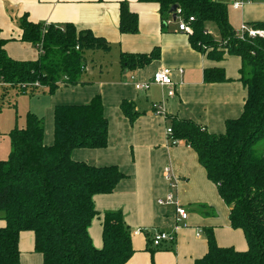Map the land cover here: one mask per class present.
Wrapping results in <instances>:
<instances>
[{
  "label": "trees",
  "instance_id": "obj_1",
  "mask_svg": "<svg viewBox=\"0 0 264 264\" xmlns=\"http://www.w3.org/2000/svg\"><path fill=\"white\" fill-rule=\"evenodd\" d=\"M158 5L161 31L172 21L189 28L190 47L213 62L226 56L241 60L239 81L246 90L241 116L225 123L222 134H210L192 121H172L171 138L193 150L207 180L228 208L230 227L243 233L247 250L220 248L206 230V255L194 264H264V37L242 38L231 27L227 4L216 0H137ZM246 1V0H245ZM213 23L218 38L206 29ZM20 41L37 49L35 61H15L0 38V90L16 95H53L61 85H83L85 52H109L105 40L71 24H33L26 16L17 21ZM250 28L264 31L263 24ZM118 31L135 35L137 15L119 3ZM77 48V49H76ZM159 58L149 54H119L123 71L143 69ZM206 83L227 81L223 69L204 71ZM15 104H13V107ZM129 122L137 117L133 105L122 102ZM54 142L43 144V118L26 115L25 128H13L8 158L0 161V264H20L19 236L31 232L41 264H126L134 251L131 231L120 212H106L102 220V247L91 243L88 228L98 216L96 195H109L125 178L116 166L95 167L74 161L76 149L102 150L108 143V122L100 96L86 105L54 109ZM172 145V144H171Z\"/></svg>",
  "mask_w": 264,
  "mask_h": 264
},
{
  "label": "crops",
  "instance_id": "obj_2",
  "mask_svg": "<svg viewBox=\"0 0 264 264\" xmlns=\"http://www.w3.org/2000/svg\"><path fill=\"white\" fill-rule=\"evenodd\" d=\"M216 1L225 3V0ZM120 2H126L128 9L137 15L138 32L135 35L118 31ZM235 2L228 0L227 10L229 24L236 32L243 25L264 23V0H244L237 8L233 7ZM23 16L33 24H71L78 31H87L105 40L110 48L107 53L89 51L97 58L98 68L90 70L86 63L81 78L83 85H61L50 96L40 93L42 102H37L28 111L43 118V144L49 147L54 142L55 107L86 105L96 96L101 98L103 115L108 122L107 147L102 150L76 149L71 158L95 167L116 166L125 178L113 193L93 197L98 213L88 228L93 247H102L103 215L120 212L131 231L134 251L126 264H194L207 253L206 230L212 231L218 247L246 251L243 233L230 227L228 208L216 187L207 180L195 152L182 142L171 145V138L166 133L172 121L181 120L192 121L210 134H222L227 121L241 116L246 90L239 81L240 58L226 56L221 62L208 60L190 47L186 33L178 31L176 22L171 21L166 32H162L158 5L153 3L137 0H0V38L5 42V52L15 61L38 58L37 49L20 41L17 21ZM208 31L214 37V33ZM153 50L158 51L159 58L143 69L122 70L120 53L149 54ZM111 53L116 55L115 66L104 57ZM110 58L112 60V56ZM162 68L171 71L173 97L167 96L168 88L153 84L144 91L135 89V84L149 82ZM217 68L223 69L227 81L206 83L204 71ZM122 102L132 104L137 113L132 123L121 113ZM154 105H162L163 112L155 110ZM13 128L6 130L0 122V161L6 160L10 152V141L1 144V138L8 137ZM166 169L177 182L175 191L164 178ZM170 192L186 210L185 221L178 219L173 206L158 205L157 202ZM4 225L0 219V228ZM155 231L172 235L173 241L153 247L151 235ZM18 249L20 264H41V256L34 251L31 232L20 234Z\"/></svg>",
  "mask_w": 264,
  "mask_h": 264
},
{
  "label": "built area",
  "instance_id": "obj_3",
  "mask_svg": "<svg viewBox=\"0 0 264 264\" xmlns=\"http://www.w3.org/2000/svg\"><path fill=\"white\" fill-rule=\"evenodd\" d=\"M243 1L244 0H236V2L233 4V7L237 8V7L241 6ZM177 27H178L179 32L186 33V34L189 33L188 26L186 24H184L182 21H180L178 23ZM237 34L240 35L241 38L243 35H246L250 38H255V37L262 38V37H264V31L263 30H255V29L250 28L249 26H246V25L241 26L239 28V30L237 31ZM151 84L157 85V86H160L163 88H168L167 96L173 97L174 91H173L172 74H171V71L169 69L162 68V69L157 70L152 75L149 82L137 83V84H135V89L137 91H142V90L144 91V90H147ZM153 108H155V110L163 112V109H162L163 106L162 105L161 106L160 105H154ZM166 133L171 138V136H172L171 129H168L166 131ZM171 144L176 145L177 141H175L171 138ZM164 178H165V180H167L169 182L170 188L175 191L177 188V182H176L175 178L173 177V175L171 174V171L169 169H166L164 171ZM157 203L160 206H173L175 208V214L179 220L185 221L187 219L188 214H187L186 210L178 204V202L176 201L175 196L172 192H170L164 199L159 200ZM169 241L170 242L173 241V236L169 235L167 233L155 231L151 235V244L153 247H159L163 242H169Z\"/></svg>",
  "mask_w": 264,
  "mask_h": 264
},
{
  "label": "rangeland",
  "instance_id": "obj_4",
  "mask_svg": "<svg viewBox=\"0 0 264 264\" xmlns=\"http://www.w3.org/2000/svg\"><path fill=\"white\" fill-rule=\"evenodd\" d=\"M225 4L228 3V0L223 1ZM206 29L212 31L214 33V37H218V32L216 29V26L213 23H207ZM209 32V31H208ZM210 33V32H209ZM112 56V60L111 57ZM106 59L109 60L111 64L116 63V55L115 53H111L108 56H104ZM85 63L88 64L90 67V70L96 71L98 68V61L97 58L92 56L90 52H86L84 54ZM110 65V64H109ZM108 65V66H109ZM2 86H0L1 88ZM3 92L0 90V122L2 125H4L5 129H10L12 127H17L18 129L25 128L26 125V115L30 108L34 106L37 102H42L43 99H41L39 96L40 94L30 95V94H21L16 95L15 91L13 89H9L7 94L2 96ZM13 104L15 106L13 107ZM9 142L8 137L4 136L3 139L1 138V144H4V142ZM9 143H7L8 146ZM264 147V143H263ZM260 148H262V145L260 144ZM2 215V213H0Z\"/></svg>",
  "mask_w": 264,
  "mask_h": 264
},
{
  "label": "water",
  "instance_id": "obj_5",
  "mask_svg": "<svg viewBox=\"0 0 264 264\" xmlns=\"http://www.w3.org/2000/svg\"><path fill=\"white\" fill-rule=\"evenodd\" d=\"M175 11H176V6H173V7L170 9V14L172 15V21H173V22H176Z\"/></svg>",
  "mask_w": 264,
  "mask_h": 264
}]
</instances>
